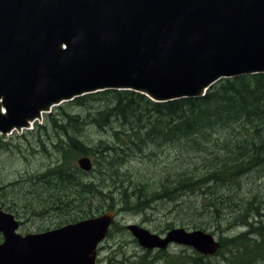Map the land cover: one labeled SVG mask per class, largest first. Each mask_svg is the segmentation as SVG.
<instances>
[{
    "label": "water",
    "instance_id": "1",
    "mask_svg": "<svg viewBox=\"0 0 264 264\" xmlns=\"http://www.w3.org/2000/svg\"><path fill=\"white\" fill-rule=\"evenodd\" d=\"M256 73H264V0H0V134L98 91L166 102ZM77 165L92 166L86 156ZM114 217L20 235L13 214L0 209V264H96ZM126 229L147 250L178 244L209 256L220 247L201 230Z\"/></svg>",
    "mask_w": 264,
    "mask_h": 264
},
{
    "label": "trees",
    "instance_id": "2",
    "mask_svg": "<svg viewBox=\"0 0 264 264\" xmlns=\"http://www.w3.org/2000/svg\"><path fill=\"white\" fill-rule=\"evenodd\" d=\"M87 127L109 138L91 141L84 135ZM29 133L42 149L41 137L53 134L47 143L50 152L43 153L56 160L51 169L5 184L0 181V208L16 217L31 213L51 218L49 227L54 228L105 211H146L159 200L179 206L185 195H204L203 202L191 208L192 215L218 222L226 213L232 216L231 226L250 228L248 233L221 237L217 254L225 252L222 259H236V264H253L264 257L262 220L249 222L254 214L262 216L260 199L256 192L240 193L242 183L233 185L250 174L264 177V73L222 79L202 97L164 103L132 91L81 96L56 107ZM137 155L143 157L139 162L160 172L153 190L122 171ZM81 156L93 161L88 173L76 164ZM147 255L148 251L141 258ZM165 255L156 252L153 260L162 257L170 264ZM179 264L212 262L193 252Z\"/></svg>",
    "mask_w": 264,
    "mask_h": 264
},
{
    "label": "rangeland",
    "instance_id": "3",
    "mask_svg": "<svg viewBox=\"0 0 264 264\" xmlns=\"http://www.w3.org/2000/svg\"><path fill=\"white\" fill-rule=\"evenodd\" d=\"M43 121L44 118L40 123H43ZM34 128L35 125H33L32 130H34ZM29 131L31 130L24 131L22 134L13 133L11 135H5L3 138L0 136V140L3 144L0 143V181L2 184L13 182L31 172H43L46 168L51 169L54 166L56 160L55 155L43 153V151L46 152L45 150L50 152L51 149L48 147L49 144L47 143L48 138L53 139V134L48 133V135L41 137L45 141L44 149H42V146L34 145L35 135L30 134ZM84 135L91 141H97L98 139L106 140L109 138V136H106L107 133L98 131L92 127H87ZM5 148L11 151H2ZM159 150L163 152V150ZM137 157L139 159L132 160L122 171H126V174H132L135 178L142 179L144 183L148 184V187L150 186L151 190H153L154 187L157 186L158 180L162 178L160 177V172L149 169L143 162H139L142 161L143 157L138 155ZM241 178L239 179V184H233L234 186H239L242 183L240 193L249 191L248 195L251 196L253 192H256L258 196L257 200L261 199L264 193V177L261 178L254 174H250L247 178ZM223 189L224 188L220 190ZM203 197L204 195H185L180 201L179 206L159 200L151 204L146 211L140 212L133 210L131 212L117 214L116 222L111 226L109 236L106 237L97 249V263L140 264L143 260V264H153V261H156L154 264H169L162 257V259L158 258L157 260H153L156 256V250H149L150 252L148 251L147 257L141 258L147 251L140 247L136 239L133 238L126 229V226L130 224L143 227L149 232L157 235H163L167 231L165 230L167 224L172 227H185L188 231L195 230L194 227H203L205 231L211 232L217 239H219V237L227 239V237L248 231V229L241 228L237 225L231 226L233 219L230 214L225 213L223 219L218 222L208 217L206 218V215L205 217L192 215L191 213L193 210H191V208H197L196 204L200 205V203L203 202ZM29 214L30 215L22 214L18 216V219L22 222V225L18 229L20 234L35 233L45 229L50 230L57 228L49 227L50 221H52L51 218H45L43 216L35 217L32 216L31 213ZM165 252L166 255L164 258H168L170 264H179L183 261L185 255H193V250L191 248L177 245L170 246ZM209 259L212 264L237 263L236 259L224 261L221 255L213 256Z\"/></svg>",
    "mask_w": 264,
    "mask_h": 264
},
{
    "label": "bare ground",
    "instance_id": "4",
    "mask_svg": "<svg viewBox=\"0 0 264 264\" xmlns=\"http://www.w3.org/2000/svg\"><path fill=\"white\" fill-rule=\"evenodd\" d=\"M29 125H30V123H29ZM20 132V131H19ZM84 219H87V218H84ZM84 219H82V220H84ZM79 221H81V220H79ZM113 223H114V221L111 223V225H110V228H111V226L113 225ZM57 228H59V227H57ZM55 229V228H54ZM51 230V229H50ZM105 238H106V236H105ZM102 243V241L99 243V245ZM96 264H98L97 263V256H96Z\"/></svg>",
    "mask_w": 264,
    "mask_h": 264
}]
</instances>
